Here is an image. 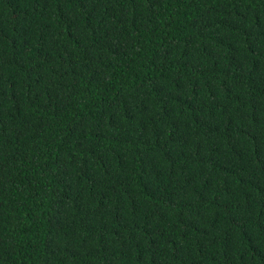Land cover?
<instances>
[{
    "label": "trees",
    "instance_id": "obj_1",
    "mask_svg": "<svg viewBox=\"0 0 264 264\" xmlns=\"http://www.w3.org/2000/svg\"><path fill=\"white\" fill-rule=\"evenodd\" d=\"M0 264H264V0H0Z\"/></svg>",
    "mask_w": 264,
    "mask_h": 264
}]
</instances>
